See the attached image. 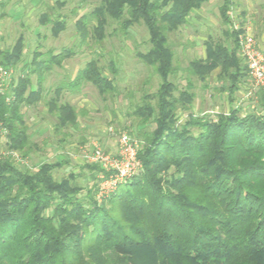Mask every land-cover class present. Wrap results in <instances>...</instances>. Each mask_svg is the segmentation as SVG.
Segmentation results:
<instances>
[{
	"label": "trees",
	"instance_id": "1",
	"mask_svg": "<svg viewBox=\"0 0 264 264\" xmlns=\"http://www.w3.org/2000/svg\"><path fill=\"white\" fill-rule=\"evenodd\" d=\"M209 1L101 0L77 21L80 48L90 39L104 42L110 21L120 24L125 37L138 24L148 30L150 47L136 55L161 83L142 96L131 114L137 122L130 134L140 142L143 169L99 201V184L88 189L74 172L56 179L64 160L32 170L0 158V264H264V91L256 90L257 104L245 116L233 108L217 120L191 113L179 123V111L191 110L195 93L190 79L184 90L172 80L177 69L171 38ZM232 7V0H223L225 26L232 23ZM91 19L95 23L90 28ZM41 22L50 19L43 16ZM52 31L60 35L65 22L55 20ZM238 34L227 28L224 35L232 48L210 40L206 57L186 68L203 84L218 71L232 101L250 77L239 56ZM23 54L19 38L13 50L0 52V65L16 68ZM48 54L40 60L42 55L35 53L32 71L29 67L9 92H0V124L8 130V149L20 152L22 159L30 158L37 146L22 109L43 100L45 91L30 88V74L38 73L41 84L42 71L60 68L76 52L72 47ZM110 63L115 75V63ZM84 83L101 96H122L99 61H89L46 102L57 134L77 131L78 112L62 96L65 91L79 93ZM86 168L94 181L102 172L99 165Z\"/></svg>",
	"mask_w": 264,
	"mask_h": 264
},
{
	"label": "rangeland",
	"instance_id": "2",
	"mask_svg": "<svg viewBox=\"0 0 264 264\" xmlns=\"http://www.w3.org/2000/svg\"><path fill=\"white\" fill-rule=\"evenodd\" d=\"M6 2L4 8L2 7L4 3L0 6V52L13 50L19 38H23L24 43V54L17 67L13 68L14 74L11 75L14 83L24 77L29 67L32 71L34 67L31 62L35 53L42 55L40 60H47L49 51L56 54L63 48L75 47L76 54L72 58L65 59L60 68H53L49 72L42 71L41 84L38 73L30 74V88L36 90L42 86L45 90L43 100L22 109L31 140L37 145L36 149L30 158L23 159L24 162H17L4 155L9 151V140L4 138L0 143V158H9L16 165L32 170H36L45 162L58 164L64 160L63 163L66 165L55 171L57 180L74 172L81 176L78 180L80 185L88 189L93 184L100 186L102 182L100 176L103 172H99L97 180L94 181L92 171L86 168L93 166L87 160L92 150L91 143L96 142L104 152L118 159L121 135L128 134L135 139L130 134L132 125L137 122L136 118L131 116L134 107L141 102L145 93L155 92L161 83L160 76L142 63L136 55L138 51L145 52L150 47L148 30L143 23L138 24L131 28L128 36L125 37L119 31L120 24L110 21L107 29L108 37L104 42L99 43L90 39L80 48L76 47L81 42L76 23L84 15L91 14L94 8L100 5L101 0H7ZM232 2L231 22L242 26L251 23L257 46L259 49H264V0H232ZM222 5L223 0H210L202 7L198 17L192 16V23L181 28L171 38L176 50L177 69L172 80L180 90L186 88L189 79L194 84L195 99L191 110L179 111L181 124L191 113L217 120L219 115L229 114L234 108L239 109L241 115L245 116L257 104L253 95L258 89L251 77L247 80L248 85L242 86L232 101L228 93L223 90L225 86L218 80V71L214 72L206 84L193 78L186 71L190 61L200 59L204 55V43L208 38L221 41L232 48V40H228L224 35L232 23L229 26L222 23L220 16ZM43 16H48L50 22L43 24L41 22ZM55 20L65 22V31L56 37L52 31ZM94 23L95 21L91 19L89 27L91 28ZM91 60L99 61L103 73L114 80L122 96H101L89 83H84L79 93L65 91L62 101L76 108L80 125L77 131L66 130L57 134L54 129L56 119L48 114L46 102L58 85L74 80ZM112 61L117 70L115 75L112 74L110 67ZM116 145L118 150L114 153ZM16 152L22 157L20 152Z\"/></svg>",
	"mask_w": 264,
	"mask_h": 264
},
{
	"label": "built area",
	"instance_id": "3",
	"mask_svg": "<svg viewBox=\"0 0 264 264\" xmlns=\"http://www.w3.org/2000/svg\"><path fill=\"white\" fill-rule=\"evenodd\" d=\"M6 1L0 0V6ZM230 29L239 32V56L247 65L255 87L264 91V49L258 48L251 23L244 24V26L232 23ZM12 74H14L13 68L5 69L0 65V92L2 94L9 92L13 87ZM6 101L10 103L12 98L8 96ZM7 135V128L0 124V143L2 139L7 138ZM91 148L87 160L93 165H99L103 172L100 176L102 182L97 195L99 201L114 193L121 184L137 176L143 169L138 157L140 144L128 134H122L120 137L118 159L104 152L96 142L91 143ZM4 155L17 162H24L16 151L9 150Z\"/></svg>",
	"mask_w": 264,
	"mask_h": 264
},
{
	"label": "crops",
	"instance_id": "4",
	"mask_svg": "<svg viewBox=\"0 0 264 264\" xmlns=\"http://www.w3.org/2000/svg\"><path fill=\"white\" fill-rule=\"evenodd\" d=\"M5 5H7V2L6 3H4L3 5H2V7L4 8V6ZM203 7V6H202ZM1 8V7H0ZM200 10H202V8H200L199 10H195L189 17H188V21H189V23H192L191 22V19H192V16L193 15H195V16H197L198 17V13L200 12ZM210 40H213V39H211V38H208V40L204 43V47H205V53H204V55L200 58V59H203V58H205L206 57V49H207V43L210 41ZM229 95V94H228ZM117 150H118V147H117V145H116V147H115V152L114 153H116L117 152Z\"/></svg>",
	"mask_w": 264,
	"mask_h": 264
}]
</instances>
